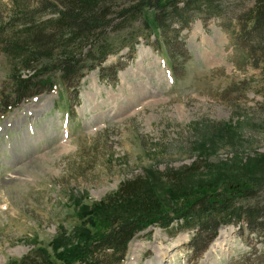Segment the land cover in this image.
I'll return each mask as SVG.
<instances>
[{
	"label": "rangeland",
	"instance_id": "obj_1",
	"mask_svg": "<svg viewBox=\"0 0 264 264\" xmlns=\"http://www.w3.org/2000/svg\"><path fill=\"white\" fill-rule=\"evenodd\" d=\"M45 1L0 0V39L45 18ZM238 6L182 29L176 59L141 36L134 51L108 57L105 73L89 71L78 93L54 76L12 110L1 106L13 65L0 50V264L37 247L62 259L83 233L102 231L94 205L130 180L145 179L169 207L192 168L190 189L264 181V53L236 39ZM194 235L151 226L118 264H264V237L242 222L222 226L199 258Z\"/></svg>",
	"mask_w": 264,
	"mask_h": 264
},
{
	"label": "trees",
	"instance_id": "obj_2",
	"mask_svg": "<svg viewBox=\"0 0 264 264\" xmlns=\"http://www.w3.org/2000/svg\"><path fill=\"white\" fill-rule=\"evenodd\" d=\"M246 1L46 0L40 10L47 11L45 18L28 23L17 37L0 39V50L13 65L12 89L7 95L2 93L1 106L12 110L32 94L38 95L39 90L52 89L54 76H60L64 85L78 93L89 71L103 69L108 57L125 48L134 51L141 36L149 42L156 36L154 42L176 59L182 29L201 16L205 22L212 17L227 18L231 12L226 6L234 2L239 5L237 19L242 27L235 38L248 43L252 51L264 53V0H255L251 8L245 6ZM195 173L189 169L180 174L179 184L172 185L171 198L178 199L172 207L145 179L127 181L105 199L108 202L94 205L102 231L83 233L77 244L61 252L62 259L56 260L47 247H37L14 262L118 264L133 238L154 225L193 231L195 258L202 257L222 226L242 222L264 237V181L234 178L222 191L190 189L185 181Z\"/></svg>",
	"mask_w": 264,
	"mask_h": 264
}]
</instances>
